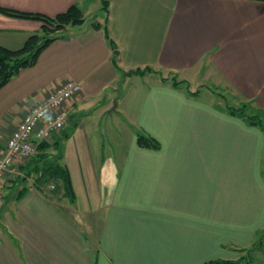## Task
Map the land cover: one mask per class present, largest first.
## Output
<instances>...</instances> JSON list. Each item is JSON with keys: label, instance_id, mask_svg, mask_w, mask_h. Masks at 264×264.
<instances>
[{"label": "crops", "instance_id": "obj_1", "mask_svg": "<svg viewBox=\"0 0 264 264\" xmlns=\"http://www.w3.org/2000/svg\"><path fill=\"white\" fill-rule=\"evenodd\" d=\"M108 2L107 15L103 0H0L51 16L73 3L85 16L92 5L104 11L101 19L68 26L35 65L0 89L3 145L25 113L61 82L82 86L69 103L65 129L52 141L64 138L60 162L75 199L47 189L49 180L22 181L30 178L28 161L12 166L4 177L11 187L0 188V264L235 260L264 232V129L229 110L245 105V115L250 109L264 118V0ZM105 25L118 46L117 64ZM41 27L38 20L0 13V46L19 49ZM146 67L151 73L126 75ZM170 75L183 81L181 88L162 80ZM202 77L231 89L238 107L200 100V89L190 85ZM132 80L140 89L129 95L136 107L126 111L141 130L130 145L121 144L117 157L106 155V137L119 139L100 120L123 114ZM185 81L197 95L186 92ZM142 132L161 148L139 146Z\"/></svg>", "mask_w": 264, "mask_h": 264}, {"label": "trees", "instance_id": "obj_2", "mask_svg": "<svg viewBox=\"0 0 264 264\" xmlns=\"http://www.w3.org/2000/svg\"><path fill=\"white\" fill-rule=\"evenodd\" d=\"M108 0H103V10L108 15ZM0 13L29 20H38L42 23L41 30L39 32L33 33L26 40L24 45L19 49H9L0 46V89L5 86L13 76H15L21 69L26 67H31L35 65L42 51L47 48L52 42L59 38H63L64 35L61 34L68 26L81 25L85 22L86 17L84 10L80 7L78 3L71 4L66 10L57 13L56 15H48L39 11H27L20 10L12 7H6L0 5ZM93 26L97 29L102 27L101 23L94 22ZM106 37L113 49V61L117 64V58L119 55V50L117 43L110 36L109 31L105 25L104 27ZM151 67H146V69H136L126 72V75L141 74L144 75L147 71H151ZM164 82H171V84L176 88H181L183 81H179L176 77L169 80L166 77H162ZM186 92L190 95H197L198 91H191L189 86L186 87ZM245 105L241 108H230V113L239 116H244L245 120L250 125L260 126L264 129V123L259 115H245L244 113ZM68 136V132L64 134V137ZM64 139V138H63ZM63 139L55 141L53 147L60 151L63 146ZM137 144L144 148H150L159 150L161 148V142L149 133L142 132L137 136ZM52 144L49 141L41 142L38 145V153L33 156L28 162L33 166L34 170H38L39 162H46L49 155L46 150L49 149ZM62 150V149H61ZM62 153L58 154L59 158H62ZM30 169V168H29ZM47 175V179L61 177L63 181V186L65 194L70 197L73 202L75 199V193L72 186L70 173L65 165L58 162L56 164L49 165L44 172L38 177L42 179ZM23 192V190H22ZM23 194V193H22ZM21 195H18L20 198ZM264 238V232L262 234ZM263 240V239H262ZM240 261L235 260H225V259H215L204 264H239Z\"/></svg>", "mask_w": 264, "mask_h": 264}, {"label": "rangeland", "instance_id": "obj_3", "mask_svg": "<svg viewBox=\"0 0 264 264\" xmlns=\"http://www.w3.org/2000/svg\"><path fill=\"white\" fill-rule=\"evenodd\" d=\"M101 4V3H100ZM102 6L97 4L96 6L91 7L90 12L87 13V15L85 16L87 18V21L92 22L94 20H96L97 18H100L102 16H104V11L101 8ZM101 8V9H100ZM148 73H151L149 71H147ZM156 75V74H155ZM174 76L170 75L168 76V79L171 80ZM195 82H199V83H195ZM219 81L215 80L214 78H208V77H202V79L200 78V80L197 81H193V83L190 85L192 90H198L200 89V100L205 101V102H209V100L212 98L213 100H215V102L220 103L221 105H228V106H232L235 105L236 107H238V101L236 100V98L232 95L231 93V89H228V87L226 85H224L223 83H218ZM139 84L137 81L132 80V82L127 86V91L126 94L128 95L126 98V101L124 103V105H121L120 110L119 111H124L123 114H119V112H112L108 115H105V118L101 121V126H105L106 127L108 125H110L113 129V133L114 135L119 139L118 143L115 142L113 143V140L111 141L110 137H106V142H108V139H110V144L109 147H107L106 149V155H111V152H113L114 157H117L118 152L120 151L121 144H125L127 147L128 145H130L132 143V140H134V137L136 135L137 132H139L141 130V127L134 124V122L128 117V113L126 111V106L128 107V110H130V107H136V101L132 100V98H129L130 94H133L134 92L136 93L137 90H139V86L137 85ZM185 84L188 85L189 83H187L185 81ZM204 84V85H201ZM183 88H185V85H183ZM120 96H124V93H121ZM225 109V108H224ZM248 114L252 115L254 114L250 109H247L246 111ZM127 115V117H126ZM264 120V118H263ZM54 141V139L52 138L51 140H49V142ZM120 141H122V143H119ZM109 143V142H108ZM108 146V145H107ZM53 144L52 146L46 150L47 154L49 155V157L47 158L48 160H46V162H39L38 164V170H34L33 166H30V169H25L26 173L28 174V176H30L29 179H27V177H24L23 180H28V184H32L34 183V181H36L38 179V177L44 172V170L49 167V165L52 164H56V162L60 163V159L58 157V154L60 153L59 150L57 149H53ZM61 149V148H60ZM38 151L36 152L35 155H37ZM29 162H27L28 164ZM31 165V164H30ZM64 165V164H62ZM47 175H45L42 180H48ZM56 180V181H55ZM50 184L55 185L54 182L58 183L55 185V188L53 187H49L47 189L49 190H54L57 189V195H60L64 193V186H63V181L61 177L58 178H51L49 179ZM5 182L3 181L2 185L0 186V188H2L3 184ZM52 185V186H53ZM5 186H8V183H5ZM57 186V187H56ZM6 187V188H7ZM11 187V186H10ZM20 189L19 187L15 188L12 191V195H15ZM3 192L4 188H2ZM67 196H65L66 198ZM57 199H59L57 197ZM66 202V201H65ZM67 203V202H66ZM62 205V203H61ZM63 205L65 206L66 204L63 202ZM65 208V207H64ZM71 206H67L66 211L70 210ZM263 233V232H262ZM263 239V240H262ZM237 255L238 258L235 259V261H240L239 264H264V238L262 236V234L257 233L256 236V240L253 244L249 245L248 247H244L240 250L237 251Z\"/></svg>", "mask_w": 264, "mask_h": 264}, {"label": "built area", "instance_id": "obj_4", "mask_svg": "<svg viewBox=\"0 0 264 264\" xmlns=\"http://www.w3.org/2000/svg\"><path fill=\"white\" fill-rule=\"evenodd\" d=\"M81 90L78 81L61 82L25 113L3 145L0 135V186L12 166L29 161L41 142L51 140L65 129L70 114L69 103Z\"/></svg>", "mask_w": 264, "mask_h": 264}, {"label": "water", "instance_id": "obj_5", "mask_svg": "<svg viewBox=\"0 0 264 264\" xmlns=\"http://www.w3.org/2000/svg\"><path fill=\"white\" fill-rule=\"evenodd\" d=\"M115 108V107H114Z\"/></svg>", "mask_w": 264, "mask_h": 264}]
</instances>
